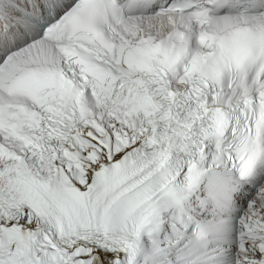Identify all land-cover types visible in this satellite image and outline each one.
I'll list each match as a JSON object with an SVG mask.
<instances>
[{
    "label": "snow or ice",
    "instance_id": "6c2138e0",
    "mask_svg": "<svg viewBox=\"0 0 264 264\" xmlns=\"http://www.w3.org/2000/svg\"><path fill=\"white\" fill-rule=\"evenodd\" d=\"M0 264H264V0H0Z\"/></svg>",
    "mask_w": 264,
    "mask_h": 264
}]
</instances>
